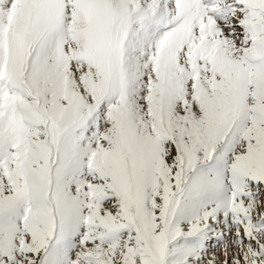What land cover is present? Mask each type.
I'll list each match as a JSON object with an SVG mask.
<instances>
[{
  "label": "snow or ice",
  "instance_id": "obj_1",
  "mask_svg": "<svg viewBox=\"0 0 264 264\" xmlns=\"http://www.w3.org/2000/svg\"><path fill=\"white\" fill-rule=\"evenodd\" d=\"M0 264H264V0H0Z\"/></svg>",
  "mask_w": 264,
  "mask_h": 264
}]
</instances>
